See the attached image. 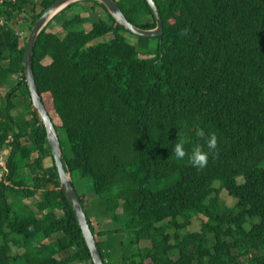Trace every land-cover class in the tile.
Returning <instances> with one entry per match:
<instances>
[{
	"label": "trees",
	"instance_id": "obj_1",
	"mask_svg": "<svg viewBox=\"0 0 264 264\" xmlns=\"http://www.w3.org/2000/svg\"><path fill=\"white\" fill-rule=\"evenodd\" d=\"M55 1L0 0V89L10 86L0 151L11 148L0 264H94L25 78L29 34H20ZM154 1L159 38L126 31L100 2H77L34 49L72 180L91 185L78 194L98 248L105 264H264V0ZM114 2L133 25L157 27L146 0ZM99 8L107 15L95 22ZM181 140L187 154L177 160ZM197 145L209 153L202 169L190 160ZM222 190L234 209L221 205ZM95 206L108 229L94 226ZM196 220L201 230L191 233Z\"/></svg>",
	"mask_w": 264,
	"mask_h": 264
},
{
	"label": "water",
	"instance_id": "obj_2",
	"mask_svg": "<svg viewBox=\"0 0 264 264\" xmlns=\"http://www.w3.org/2000/svg\"><path fill=\"white\" fill-rule=\"evenodd\" d=\"M79 1L81 0H56L36 22L27 40V47L25 52V78L31 94L34 108L36 109L46 128L49 147L55 160V165L58 170L62 189L64 190L67 199L75 213L77 222L82 231L92 261L94 264H105L101 251L96 243L95 236L89 224L87 214L73 183L70 169L68 168L65 157L62 153L59 134L41 99L39 90L36 85L33 69L34 49L39 35L43 32V30L56 15H58L71 4L77 3ZM98 2H100L107 9L111 16L119 24H121L126 31L134 34L135 36L152 39L159 38L164 35L163 20L160 15L159 8L154 0H146L157 24V27L154 30H144L130 23L125 17L124 13L118 7V5L114 2V0H98Z\"/></svg>",
	"mask_w": 264,
	"mask_h": 264
},
{
	"label": "rangeland",
	"instance_id": "obj_3",
	"mask_svg": "<svg viewBox=\"0 0 264 264\" xmlns=\"http://www.w3.org/2000/svg\"><path fill=\"white\" fill-rule=\"evenodd\" d=\"M33 1H37L39 4H41L45 0H33ZM91 1H97L98 2V0H81V1H79V3L86 2L88 8H91L92 4H88V2H91ZM106 15H107V13L105 12V10L102 8H99L97 13L93 12L91 14V17H92L93 21L97 22L99 20L100 16H106ZM56 26H57V23L54 24V27H56ZM27 29L28 28H26V30L24 31L23 36H21L22 40L24 39L25 36H28V34H30L29 32H27ZM107 39H110V37H107ZM134 42L135 41H132V43H134ZM154 46H155V43H152L151 48H153ZM9 89H10V86H7V88L0 89V102H1L2 97L5 96V94L9 91ZM73 182L75 183L76 190L80 195H84V194H87L88 192H90L91 185L87 179H83L79 175L75 174L73 176ZM239 183L243 184L244 183L243 179H239ZM166 187H168L167 184H161L158 186V189L163 190ZM219 187H220V184L216 183L215 188L218 189ZM220 203L222 206L225 205L228 210H231V209L235 208L237 201L235 199L229 197L228 193L225 190H222L221 194H220ZM87 211H88V214L90 217L93 214L92 219L94 222V226L96 227L97 230L103 229V228L108 229L110 227L111 223H110L109 217L107 215H105L104 213L102 214V212H101L102 210L99 207L95 206L92 209V211H93L92 214H91V211L89 210V207H87ZM200 230H201V222L198 220L194 221L192 226L189 228V232H191V233L198 232Z\"/></svg>",
	"mask_w": 264,
	"mask_h": 264
},
{
	"label": "clouds",
	"instance_id": "obj_4",
	"mask_svg": "<svg viewBox=\"0 0 264 264\" xmlns=\"http://www.w3.org/2000/svg\"><path fill=\"white\" fill-rule=\"evenodd\" d=\"M203 135V133H199ZM185 141L181 140L175 144L174 153L177 160H182L186 156V150L184 147ZM217 146V137L215 134L211 135L207 140V147L209 150L215 149ZM209 153L205 152L199 145L194 146L191 152L190 160L194 167L204 168L208 163Z\"/></svg>",
	"mask_w": 264,
	"mask_h": 264
},
{
	"label": "built area",
	"instance_id": "obj_5",
	"mask_svg": "<svg viewBox=\"0 0 264 264\" xmlns=\"http://www.w3.org/2000/svg\"><path fill=\"white\" fill-rule=\"evenodd\" d=\"M2 23V22H1ZM23 36V34H20ZM12 142V138L9 139L8 143ZM11 153V148L7 147L6 149L0 151V183L3 181L6 172H7V161Z\"/></svg>",
	"mask_w": 264,
	"mask_h": 264
},
{
	"label": "crops",
	"instance_id": "obj_6",
	"mask_svg": "<svg viewBox=\"0 0 264 264\" xmlns=\"http://www.w3.org/2000/svg\"><path fill=\"white\" fill-rule=\"evenodd\" d=\"M90 211H91V214H92V213H93V211H92V207H91ZM92 216H93V214H92Z\"/></svg>",
	"mask_w": 264,
	"mask_h": 264
},
{
	"label": "bare ground",
	"instance_id": "obj_7",
	"mask_svg": "<svg viewBox=\"0 0 264 264\" xmlns=\"http://www.w3.org/2000/svg\"><path fill=\"white\" fill-rule=\"evenodd\" d=\"M57 14V13H56Z\"/></svg>",
	"mask_w": 264,
	"mask_h": 264
}]
</instances>
